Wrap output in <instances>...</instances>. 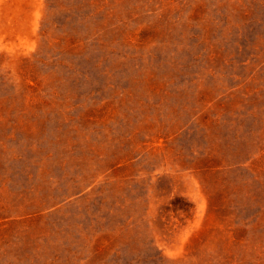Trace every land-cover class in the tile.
Instances as JSON below:
<instances>
[{
  "label": "rangeland",
  "instance_id": "obj_1",
  "mask_svg": "<svg viewBox=\"0 0 264 264\" xmlns=\"http://www.w3.org/2000/svg\"><path fill=\"white\" fill-rule=\"evenodd\" d=\"M0 264H264V0H0Z\"/></svg>",
  "mask_w": 264,
  "mask_h": 264
},
{
  "label": "trees",
  "instance_id": "obj_2",
  "mask_svg": "<svg viewBox=\"0 0 264 264\" xmlns=\"http://www.w3.org/2000/svg\"><path fill=\"white\" fill-rule=\"evenodd\" d=\"M220 3H223L222 1ZM225 3H230V1ZM232 7L236 5L235 2L231 3ZM255 24L256 22H245L243 26L237 27V23H233L229 19L225 22V24L221 25L219 21L214 23V26L212 27L213 34L216 32V30H219V35L214 36V40H212V43L216 44V51L215 53L218 54V60L223 61L227 60L229 62L236 61L239 65L243 66L242 64H245L248 59L252 60L254 56H251V54L248 50H246V46L248 42L243 41V44H237V41L235 38H239V34L243 32L244 29H246L248 32H253L255 30ZM259 25L260 28H262V24H256ZM230 37V38H228ZM217 42H214V41ZM246 54V56H245ZM244 55V56H243Z\"/></svg>",
  "mask_w": 264,
  "mask_h": 264
}]
</instances>
